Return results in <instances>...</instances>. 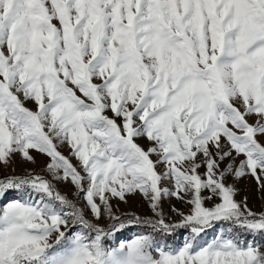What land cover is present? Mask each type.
Segmentation results:
<instances>
[{"label": "snow or ice", "instance_id": "1", "mask_svg": "<svg viewBox=\"0 0 264 264\" xmlns=\"http://www.w3.org/2000/svg\"><path fill=\"white\" fill-rule=\"evenodd\" d=\"M33 151L47 175L0 178V264H264L228 182L264 189V0H0V164ZM136 193L156 219L113 211Z\"/></svg>", "mask_w": 264, "mask_h": 264}, {"label": "rangeland", "instance_id": "2", "mask_svg": "<svg viewBox=\"0 0 264 264\" xmlns=\"http://www.w3.org/2000/svg\"><path fill=\"white\" fill-rule=\"evenodd\" d=\"M26 106L32 109H34L35 107L30 102L27 103ZM107 114L109 116L112 115V113L110 112ZM137 143L141 144L145 148L150 146V142L145 138L138 139ZM59 151H61L65 156L70 155L67 145H60ZM32 155L35 157V163L23 160L19 155H17L13 158L12 163H10L7 167H4L2 164H0V178L9 175L23 176L27 172L33 171L41 175H47V173L45 172V165L48 162V157L34 151ZM73 163H75V160H73ZM163 168V164L158 166L159 170H163ZM201 171H203V169H201ZM228 182L232 183L237 189V193L235 196L236 200L240 201L247 197V205L250 209H252V211L256 213L264 212V189H261L258 186L257 180L254 177L248 175L240 178L239 180H234L233 178L229 177ZM163 186L170 187V184L165 182ZM57 187L70 199H74L73 192L75 190L71 185L59 183ZM83 203V200H80L77 202V206L83 207ZM110 203L112 204L113 211L117 215H120L122 219L125 218L124 214H134L135 216L141 218L156 219V217L153 215L148 201L143 197L142 194H128L126 195V202L121 201L118 198H113ZM0 205H2V202H0ZM206 206H211V202H206ZM160 208L168 222H175L179 220L180 217L177 215V211H174V209L178 210L179 212L187 213L190 206L175 197H164L160 203ZM86 216L87 218L92 219L93 222L99 223L101 226H106L109 223V220L106 216L99 221H95L94 218L91 217L90 213H86ZM139 231H141L140 228L134 226L129 227L123 230L122 233H118L115 240L107 241V244L110 246H116L120 240L131 239ZM184 234L185 230H178L174 236L169 238V241H175L178 243L180 240H182ZM212 235L213 233L209 232L207 238H211Z\"/></svg>", "mask_w": 264, "mask_h": 264}, {"label": "trees", "instance_id": "3", "mask_svg": "<svg viewBox=\"0 0 264 264\" xmlns=\"http://www.w3.org/2000/svg\"><path fill=\"white\" fill-rule=\"evenodd\" d=\"M138 228V227H137Z\"/></svg>", "mask_w": 264, "mask_h": 264}]
</instances>
